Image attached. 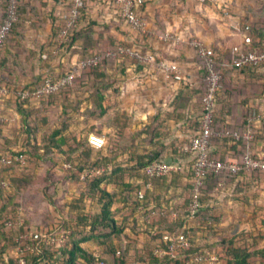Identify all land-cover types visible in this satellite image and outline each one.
Returning a JSON list of instances; mask_svg holds the SVG:
<instances>
[{"label":"crops","instance_id":"1","mask_svg":"<svg viewBox=\"0 0 264 264\" xmlns=\"http://www.w3.org/2000/svg\"><path fill=\"white\" fill-rule=\"evenodd\" d=\"M67 1L22 0L17 32L10 34L3 42L9 51V60L0 67V77L16 85H32L33 81H40L48 73H62L63 63L65 69L67 65V70L74 69V63L81 56V37L77 36L70 51L53 60L51 55L48 59L45 58V47L43 48L60 27L59 14L67 9ZM221 1L225 4L227 1L238 3L237 0ZM255 2V7L252 2L246 4L241 18L243 21L254 18L250 23L252 26L257 25L255 21L264 22V16L260 14L255 18V13L249 11L253 8L257 12L258 4ZM3 3L4 0H0V23L4 17ZM89 4L87 15L78 21L77 30L81 29L82 32L88 29L91 21V41L98 49H104L114 41L135 45L141 50L153 51L159 57L175 62L180 76L179 79H172L162 74L154 64L142 67L130 57L123 61L110 60L104 65L103 78L99 79V90L104 95L102 106L105 111L102 115L93 117L90 113L96 96L91 94L92 80L84 70L76 71L74 82L63 93L70 98H59L58 103L56 101L54 124L59 127L64 122L66 126L62 134L68 138V142H71L73 136H86L91 128L105 137L106 145L101 150L94 147L91 149L92 156L100 152L105 157L95 165H107V174L115 163L132 164L133 161L128 158L134 152L154 148L162 150L164 161L181 163V171L153 178L148 187L145 185L148 179L143 169L132 176L126 175L123 179V182L144 184L146 199L148 198L147 204L144 207L138 206V211L134 213L136 227L125 229L128 237H125L122 247L127 249V262L132 263L136 252L142 254L150 246L148 233L160 227L155 223L149 226L152 218L159 217L160 212L163 215L171 212L173 217L186 213L192 163L189 155L179 157L177 152L178 146L198 126L200 101L204 91V72L195 49L184 42L172 44L161 36L165 32L193 34L215 50L222 65L229 56L230 47L242 43L249 32L242 28L237 33L233 31L237 29L224 22L227 20L231 23L240 19L239 15L224 18L215 4H201L198 0H149L139 7L140 17L145 24L143 32L120 22L111 9L104 6L101 8L95 2ZM246 15L249 19L244 18ZM28 55H33L29 62ZM13 57L16 58L15 62ZM256 75H264V68L223 73L222 86L214 107V134L210 144V153L217 159L235 160L244 152H250L254 156L264 155V83ZM110 78L113 83L109 81ZM118 87H121L120 92ZM75 95L77 97L73 102L70 101L71 96ZM58 97L59 92L43 103L31 102L28 106L34 108V111L49 113L51 107H54L53 100ZM1 113L3 121H0V146L20 149L26 133L23 131L18 101L12 97L3 100ZM48 113L46 115L50 118ZM225 128L239 133L249 130L252 136L247 140L242 137L236 139L220 136L219 132ZM219 181L222 182L220 185ZM119 187L117 184L106 185L108 191L116 190L118 193L112 204L113 217L118 221L127 209V202L118 198ZM204 188L209 200L206 204H201V209L204 211L207 208V216L196 221L194 218H186L184 226L176 231L186 229L191 234L194 246L213 245L216 251L222 249L221 241L231 239L249 248H264V171H246L233 177H212L205 181ZM130 194L135 199L136 195L133 192ZM131 225L133 226L132 222ZM134 235H144L145 244L133 238ZM83 245L90 250L98 249L105 260L112 262V255L104 252V245ZM217 258L218 261L212 264H225L226 258L218 255ZM260 259L259 256L252 255L247 263L260 264ZM145 261L148 262L149 257H145Z\"/></svg>","mask_w":264,"mask_h":264},{"label":"trees","instance_id":"2","mask_svg":"<svg viewBox=\"0 0 264 264\" xmlns=\"http://www.w3.org/2000/svg\"><path fill=\"white\" fill-rule=\"evenodd\" d=\"M22 0L18 3L17 10V20L13 22L9 35L16 33L20 18L19 9L21 6ZM92 0H84V6L81 9V17L87 15L89 3ZM210 0H207L206 3H210ZM261 16H264V0L261 2ZM99 7H103L102 5ZM3 8L5 12L6 1L4 0ZM258 8V7H257ZM118 17V16H117ZM120 22H124V19L118 17ZM115 23V22H112ZM92 22H89L88 29L77 30L74 28L69 36V41L66 45L68 51L71 50L74 44V40L78 37L83 39V44L81 45V56L80 59L87 56L93 55L94 52L99 50H106L112 48L118 44H124L122 42L114 41L111 44H108L104 49H98L96 45L91 41V27ZM118 24V23H117ZM244 28V27H243ZM58 29L53 33L52 39L46 44L43 45L45 58L51 55L53 58L63 54L62 51L53 53L52 50L56 44V36L58 34ZM81 32V33H80ZM249 33L252 35V42L247 45V49H252L253 47H264V22L251 26ZM80 34V36H79ZM147 51L143 50L142 52ZM9 51L5 48L4 43L2 44L0 50V67H2L8 60ZM27 58H33V55L27 56ZM128 58L124 56L122 59H103L97 66L92 68H86L84 71L91 77L92 86L90 89L92 91V96L95 95L96 98L93 102L92 107L90 108V113L93 117H98L104 113L105 108L102 106V101L104 100V95L100 92V78H103V68L104 65L110 60H122ZM138 63V62H137ZM142 67H145L144 64L138 63ZM223 65V66H222ZM222 73L226 71H244L248 69L264 68V63L258 66L252 67H243V68H234L230 62V55L226 58V62L222 64ZM226 67V68H225ZM224 71V72H223ZM62 73L56 75L48 73L53 76H59ZM261 82L264 83V75H256ZM42 79H40L41 81ZM33 81L32 85L27 84V86H37L40 82ZM113 83V79H109ZM0 84H7L15 86L14 82L5 81L4 78L0 77ZM119 92L121 91V87ZM67 89V88H66ZM66 89L61 90L59 93H65ZM95 91V92H94ZM117 91V89H115ZM54 94L49 95L47 100ZM18 101V100H17ZM29 101H18V110L22 115V124L23 131L26 133L25 139L21 143L20 149L12 150L9 147L0 146V155H13L21 153L25 158V165L21 166L18 163H13L10 166L0 165V177L2 180L7 182V186H0V199L2 203L0 205V254L11 250L15 245L16 236L22 232L24 229L31 227H42L46 228L47 232H52L54 230L68 229L69 234L67 238V246L63 249L62 254H64L63 264H93L94 258L92 257L91 251L87 246L83 244L88 243L93 238H100V242H96V247L102 245L105 246L106 253L112 255L111 264H163L165 261H172L176 264L180 263L181 260L187 259L191 254L197 253L202 249H209L218 255L221 258H226L225 264H248V258L252 255L259 256L261 259L260 264H264V248L254 249L253 247L249 248L247 246H242L235 239L228 241H221L223 244L221 250L213 249V245H198L194 246V241L189 237L190 247L185 250L179 251L175 257L164 256L163 258L157 257L153 254V250L157 247L165 249L167 247V242L163 240L164 232H175L176 230L182 228L186 222V213H182L181 216L173 217L171 212L163 215L159 213V217L152 218L149 226L155 224L160 225L156 229H153L149 232L150 246L145 248L144 252L141 254L136 252L135 261L128 263L126 260L127 249L122 247L125 237H128V233L125 231L126 228L136 227V221L134 213L137 210V207L144 204H147L148 198L146 199V189L144 184L134 183V182H123V179L126 175H134L140 172L141 169L150 164L155 160H164L161 149H151L145 150V152H134L130 156L129 161H133L132 164L126 163H115L113 168L110 170V173H102L95 177L87 178L85 181H80L79 177L81 172L89 167L90 165H95L100 163L105 157L100 152L96 153L95 156H92V146L89 143V134L97 133L94 128H91L89 132L84 137L73 136L71 142H68V138L62 134L64 127L66 126L64 122L61 126L55 127V124H51L46 113H40L39 111H34L32 107L30 108ZM65 106V105H64ZM65 113V110H63ZM214 122V116H213ZM39 134V139H38ZM102 135V134H101ZM190 138V137H189ZM182 142L178 146V156H186L188 153H184L180 150V147L186 143ZM37 139L39 140L37 142ZM66 145V148L64 147ZM104 147L101 146L96 148V150H101ZM92 148V149H91ZM190 156V155H189ZM254 156V155H253ZM191 157V156H190ZM35 159L38 160H47L50 159L53 164H63L68 162L71 164L70 169H66V175L60 179V189L66 193L69 190V187H73V192L70 193L69 198H64L62 196H57L56 193L49 194L47 189L43 201L42 207L39 210L41 216L36 217V213L30 207V203L22 196L21 193H18L22 186L25 185L26 179L21 178L20 176L15 175L13 171L20 168L26 167L27 163L34 162ZM192 163V159L190 160ZM190 178L192 170L190 169ZM246 172V171H240ZM134 173V174H133ZM238 173V174H239ZM237 174V175H238ZM221 174L211 173L206 176L204 179L203 187L200 192V204H206L209 200L208 195L206 194L207 190L204 188L205 181L212 177H220ZM107 184H117L119 187V197L123 201L127 202V209L122 214V219L118 221L113 217L112 204L117 198V191H108L106 189ZM58 188V187H57ZM191 188V185H190ZM143 192V198H137V193ZM130 192H133L136 195L135 199H132ZM7 193H10L6 195ZM63 193V195L65 194ZM189 202V196L187 198L186 205ZM91 204V207H90ZM47 207V208H46ZM98 207V209H96ZM160 210V208L156 207ZM138 211V210H137ZM166 211V210H164ZM207 208L204 211L201 209L194 215V219L200 220L202 216H207ZM18 212V216L21 220V223L13 224L9 231L2 230L1 220L8 215H12ZM167 212V211H166ZM204 213V214H203ZM132 222L133 226H130ZM99 228H107L106 232H100ZM234 236V235H233ZM236 238V237H235ZM116 240V243L115 241ZM118 244V246H117ZM206 244V243H205ZM42 250L36 248L33 253H27V257H35L38 255H43L44 253H53L50 247H44ZM116 250L120 251L119 256H115ZM145 257H149V261H145ZM202 262H195L193 264H201ZM11 264V261L10 263Z\"/></svg>","mask_w":264,"mask_h":264},{"label":"built area","instance_id":"3","mask_svg":"<svg viewBox=\"0 0 264 264\" xmlns=\"http://www.w3.org/2000/svg\"><path fill=\"white\" fill-rule=\"evenodd\" d=\"M6 8L4 17L0 23V50L4 40L9 36L10 28L14 21L17 20L18 3L21 0H5ZM149 0H92L97 6H104L111 9L115 15L124 19V22L132 29L143 32L144 22L140 17L139 7ZM206 3L207 0H199ZM212 4L220 10L221 16L230 18L229 8L225 3L217 4L214 0H210ZM68 7L59 14L61 25L56 36V44L52 50L53 53L62 51L68 52L66 45L69 36L74 28H76L81 16V9L84 6V0H68ZM251 26L244 25V30L249 32ZM164 40H170L172 44L184 42L193 47L196 51L200 64L203 69L204 91L201 96V109L198 116V126L189 140L184 143L180 150L191 156V178H190V194L189 202L186 206L187 219L193 218L200 208V192L203 187L204 179L207 175L221 174L230 177L236 176L240 171H264V155L253 156L250 152H244L235 160H220L212 156L210 153L211 138L213 131V115L217 95L222 86V67L218 60L215 50L207 46L202 40L190 33L165 32L162 36ZM252 35L247 33L242 43L234 44L230 47V62L234 68L258 66L264 63V47H253L247 49V45L252 42ZM264 43V42H263ZM124 56L134 58L136 62L150 66L154 64L156 68L165 76L172 79H179L178 66L173 61H168L157 55L153 51L142 52L141 48L133 45L118 44L106 50H99L93 55L85 58H78L74 63V69H69L59 76L46 74L37 86L27 85H7L0 84V121H3L1 113V105L6 98H14L16 100L40 102L49 95L60 92L71 86L75 80L76 71L85 70L97 66L103 59H122ZM220 136L232 138L249 139L252 135L249 130L239 133L230 129H222ZM89 143L92 147L99 148L105 144V137L101 134H89ZM13 163L25 165V158L21 153L13 155H0V165L10 166ZM63 168L70 169L71 164L66 162ZM182 166L179 162H166L164 160H155L144 168L147 177L145 185L150 186L153 178H160L172 171H181ZM107 165H92L85 168L79 177L80 181L87 178L95 177L107 171ZM222 182L219 181L218 185ZM0 186H7V182L0 177ZM137 197L142 199L143 192L139 191ZM21 223L18 212L8 215L1 220L2 230L9 231L13 224ZM46 228L31 227L20 232L14 242L15 245L11 250L0 254V264H63V249L67 246L68 229L54 230L47 232ZM163 240L167 242L165 249L157 247L153 250V254L157 257L164 256L175 257L176 254L190 247L188 230L183 229L175 232H164ZM1 241V239H0ZM44 247H50L52 254L44 253L35 257L28 258L27 253H33L36 248L44 250ZM94 258L93 264H111L105 260L101 252L93 248L90 250ZM120 251L116 250L115 256H119ZM207 262L212 264L218 261L217 255L209 249H202L197 253L191 254L187 259H183L178 264H193L195 262ZM163 264H176L172 261H165Z\"/></svg>","mask_w":264,"mask_h":264},{"label":"rangeland","instance_id":"4","mask_svg":"<svg viewBox=\"0 0 264 264\" xmlns=\"http://www.w3.org/2000/svg\"><path fill=\"white\" fill-rule=\"evenodd\" d=\"M237 1H238V3H236V4L232 3L230 1H227L226 2V6H227V8H229V14H230L231 17H234V15H236V16L239 15L240 19H237L235 21H231V23L227 22V20L226 21L223 20V21L228 23L233 29H237V30H233V31L239 33V31L242 30V28L244 27L245 24H248L249 26H252L251 25L252 24L251 21H252V19H254V18L249 19V17L247 15L244 18L245 19L246 18L249 19V21H245L244 20L245 21L244 22L241 19L242 15H243L242 13L244 11V8H245L246 4L248 3V5H249L250 2H252V4L255 7V4L253 2H255V1L257 2V4H258L257 5L258 6L257 12H255L253 10V8L249 9V11H251L252 13H255V15H256L255 18H256L257 16H260V14H261V8H262L261 2L263 0H255V1L254 0H251V1H249V0H237ZM237 1H235V2H237ZM214 2H217V4L218 3L222 4L221 2H223V1L214 0ZM200 3L203 4L202 2H200ZM228 3H230L229 4L230 7H229ZM219 12H220V10H219ZM258 21H255V23L256 24H261V23H258ZM260 21L262 22V20H260ZM221 22H222V20H221ZM13 58H14L13 61L15 62L16 58L15 57H13ZM53 59L54 58H52V60ZM27 60L29 62L30 58H28ZM62 67H63L62 68V70H63L62 72H65L69 68V66L67 65V69H65L66 68L65 67V63H63ZM224 70L226 72V69H224ZM78 81L81 82L82 80L78 79ZM59 94H60V97L55 98L53 100L54 107L53 106L51 107V112H49V113L47 112L51 116L49 118L51 124H54V122L56 121V114H54V113L56 111V107L55 106L57 105V103L59 101V98L62 99V100L63 99L66 100V99L70 98V97L67 98L66 95H64L63 93H59ZM76 97H77V95H75L74 97L71 96L72 100H70V101L73 102V99L76 98ZM56 101H57V103H56ZM39 112L41 113V112H43V110L42 111L39 110ZM44 113H46V112L44 111ZM38 136H39V134H38ZM38 141L39 140L37 139V142ZM104 145H106V140H105V144ZM90 166H92V165H90ZM13 172L15 173V175L26 179L25 185L22 186L19 190H17V192L21 193L20 195H22L28 201V203H30V207L29 208H32L36 212L34 214L35 218L41 216L39 210L41 209V207L43 205L42 204V201H43L42 197H44V194H45L47 189L50 192L49 194L56 193L57 196L58 195L62 196L63 199L64 198L65 199L69 198L70 195H71L70 193L73 192V187L72 186L69 187V190H67L66 193L63 192L62 189H60V183H58V182L60 181V179H62L66 175V169L63 168L61 164H53L50 159H47V160H44V161L35 159L34 162L32 161V162L27 163L26 167L20 168L18 170L13 171ZM63 193H65V194L63 195ZM8 194H10V193H7L6 195H8ZM1 203H2V199H0V205H1ZM90 207H91V204H90ZM98 230H100V232H106L108 229L107 228H104V229L103 228H99ZM189 237L191 238V234H189ZM133 238L139 240L140 242H142L144 244L146 242V237H144V235L143 236L141 235L140 237L139 236L137 237L136 235H134ZM147 239H148V237H147ZM100 241H101V239L97 237V238L91 239L86 244H91L92 247H94V246H96L95 244H97Z\"/></svg>","mask_w":264,"mask_h":264}]
</instances>
